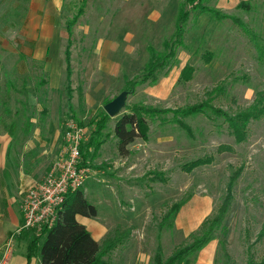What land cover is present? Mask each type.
Listing matches in <instances>:
<instances>
[{"label":"rangeland","instance_id":"1","mask_svg":"<svg viewBox=\"0 0 264 264\" xmlns=\"http://www.w3.org/2000/svg\"><path fill=\"white\" fill-rule=\"evenodd\" d=\"M241 1L248 2L250 8L239 9ZM179 2L63 0L60 12L49 22L54 26L36 29V34L53 38L50 44H43L47 58L37 60V44L24 27L30 0H0V151L5 150L0 159L1 155L6 157V164L0 167V211L12 208L10 197H16L10 203L19 210L30 186L47 176L63 151L67 123L73 120L85 130L83 144L92 138L96 144L102 143L96 151L91 148L83 187L98 215H78V220L102 245L120 238L105 256L107 261L154 264L159 244L169 256L191 241L217 211L230 175L240 166L244 170L235 185L232 207L216 238L199 252L193 264H226L221 242H225L232 264H247L249 251L258 260L264 258V235L259 236L264 231V117L249 125L245 142L237 143L223 117L187 116L184 121L190 126L189 133L171 121L172 113L159 114L148 118L149 140L137 138L126 156L120 154L113 132L124 109L108 115L104 125L99 122L104 105L126 90V81L145 73L151 57L148 46L154 47L157 56L165 52L163 41L175 30ZM204 5L240 17L264 46V0H207ZM81 7L84 12L74 25L70 48V94L66 26ZM188 28V46L178 47L176 57L162 69L157 82L138 85L128 94L127 104L176 109L214 97L213 104L229 113L251 104L256 91L264 90V61L258 59L257 43L232 19H217L209 12L192 14ZM206 50L213 52L211 61L202 58ZM187 64L196 67L193 79L180 81ZM8 80L21 90L20 94L12 91L9 101L14 112L16 99H23L17 116L6 114L2 104L3 95H8ZM219 86L224 91H213ZM44 102L50 112L41 119ZM12 121H16L13 136L8 133ZM220 145L228 149L218 153ZM205 155H213L214 161L189 173L180 168ZM154 171H162L169 180H153ZM181 202L172 226L160 230L165 213ZM37 234L35 229L27 230L23 239L30 238V243ZM8 239L5 253L0 252V264L10 260L14 242L8 246ZM24 247L25 243L17 254Z\"/></svg>","mask_w":264,"mask_h":264},{"label":"trees","instance_id":"2","mask_svg":"<svg viewBox=\"0 0 264 264\" xmlns=\"http://www.w3.org/2000/svg\"><path fill=\"white\" fill-rule=\"evenodd\" d=\"M205 1L207 0H180L175 20V30L169 38H166L163 41L165 52L160 56H157L154 47L148 46L151 57L143 70L145 73L136 80L128 79L126 81V90L128 91V94L133 93L138 85L147 82H157L159 80V73L162 69L176 57L178 47L188 46L187 43H185V37L189 30L188 27L192 14L196 12H209L217 19H232L252 41L257 43L258 59L264 61V46L261 45L258 34L240 17L230 15L218 9L206 7L204 5ZM87 2L88 0H83V3ZM186 4H188V8L186 7ZM237 7L239 9L243 8L248 10L250 5L246 1H241ZM83 10L84 8L81 7L79 14L77 13V16L68 22L66 26L67 47L65 50V60L68 80L67 87L70 94V83L73 75L72 54L70 49L73 44V28L79 16L84 12ZM202 58L206 61H211L213 59V52L206 50L203 53ZM195 71L196 67L193 65H185L181 71L180 81L187 82L192 80ZM8 83V95H3L2 104L6 114L14 113V115L17 116L21 112L22 107H20V104L23 102V99L21 97L16 99V108L14 112L11 110L9 101L11 99L12 91L20 94L21 90L15 86L13 81L8 80ZM24 88L26 89V86H24ZM213 91L221 93L224 91V87H216ZM5 93L6 91H4V94ZM71 98L72 97L69 99L71 100ZM212 98V100L208 99L209 102L202 101L185 107L163 110L154 107H147L140 103L129 105L126 102L123 108L124 111L116 121L113 129L114 135L118 139L117 146L120 154L123 156L128 155L130 152L129 145L137 138H141L144 141L149 140L150 125L148 124V118L154 119L156 118L155 116H159V114L172 113L173 117L171 121L179 124L189 133H191L190 126L184 121V118L187 116L203 114L209 118L223 117L230 134L234 137L237 143L245 142L248 137L249 125L264 117V90H257L251 104L235 113H229L222 107L215 106L213 104L214 97ZM49 107L50 106L45 102L42 104V109L40 111L41 119L49 115ZM101 115L102 118L99 122H102L104 125L109 114L106 111H102ZM102 124H100V126H102ZM15 125L16 121H12L9 124L8 133L11 136L15 134ZM101 144L102 143L96 144L95 138H92L89 143L82 145L81 152L83 166L86 167L87 165V160L91 154V148L96 151ZM227 149L228 148L224 145H220L217 152L223 153ZM213 161V155H205L182 164L180 168L189 173L200 166L211 164ZM243 170V167L240 166L232 172L226 186V194L222 203L215 214L203 222L200 233L191 241L177 248L169 256H165L162 246L159 244L154 256V264H193L194 261H196L199 252L216 238L217 231L220 229L223 221L228 215L235 198V185L239 177L242 175ZM154 172H152L153 174L151 173L153 180L163 182L169 180L168 177H165L162 171ZM183 202L172 205L168 212L165 213V216L159 225L160 230L172 226ZM78 215L86 217H96L98 215L97 207L88 200L83 188L70 191L65 197L63 209L60 211L56 223L50 228L43 227L40 229L38 234L30 241L27 247L26 264H30L32 258L36 255L40 256L41 264H112L111 261L105 259V256L107 254L109 255V253L116 248L117 244L121 241L120 238L117 237L108 241L105 245H102L96 240L88 228L78 220ZM263 235L264 231H262L259 236L262 237ZM221 246L224 250L225 257L227 258L226 264H232V257L227 251L225 242H221ZM247 264H264V258L258 260L254 253L249 251Z\"/></svg>","mask_w":264,"mask_h":264},{"label":"built area","instance_id":"3","mask_svg":"<svg viewBox=\"0 0 264 264\" xmlns=\"http://www.w3.org/2000/svg\"><path fill=\"white\" fill-rule=\"evenodd\" d=\"M65 145L58 161L47 176L27 190L21 204L23 221L10 235L8 246L16 234L43 227H52L63 209L66 195L70 191L83 188L87 180L88 168L82 165L81 147L85 130L70 120L65 130Z\"/></svg>","mask_w":264,"mask_h":264},{"label":"crops","instance_id":"4","mask_svg":"<svg viewBox=\"0 0 264 264\" xmlns=\"http://www.w3.org/2000/svg\"><path fill=\"white\" fill-rule=\"evenodd\" d=\"M62 2L63 0H30L28 18L26 19L24 27H26V31L28 32L29 38H33L35 40V43L37 44L34 55V58L37 60H45L47 58V49H45L46 51L44 52L43 44H50L53 38L51 36L47 37L45 35L40 36L36 34V29H40L41 27L48 28L50 26H54L51 24L49 25V22L54 19V16H56L58 12H60ZM54 107L55 102H53L52 108ZM52 121H54L53 113ZM3 153L5 154V150L0 151V154ZM5 164L6 157H4V155H1L0 167H4ZM15 201L16 197L8 198V202L12 208H10L8 212L0 211V225L4 228L3 229L1 227L2 231H0V252H2L3 254L5 253V248H3L4 242L6 241V239L9 238L12 233H14V231L21 225L23 221L21 205H19V210H17L15 206L13 207V203ZM10 202L13 203L11 204ZM8 222L12 224L11 228L5 227ZM19 236H21V238ZM19 236L15 237V241H13V250L12 253H10L9 255L10 260L8 264H26L27 262V247L30 238L28 237L29 239L24 240L23 233ZM94 237L96 238V240H98L96 236ZM23 243H25V247L23 249L21 248L20 253L17 254L19 247H23ZM30 264H41L40 256L36 255L35 257H33Z\"/></svg>","mask_w":264,"mask_h":264},{"label":"water","instance_id":"5","mask_svg":"<svg viewBox=\"0 0 264 264\" xmlns=\"http://www.w3.org/2000/svg\"><path fill=\"white\" fill-rule=\"evenodd\" d=\"M128 98V91L123 90L118 96H116L113 100L106 103L104 105L105 111L110 116H115L124 108Z\"/></svg>","mask_w":264,"mask_h":264}]
</instances>
